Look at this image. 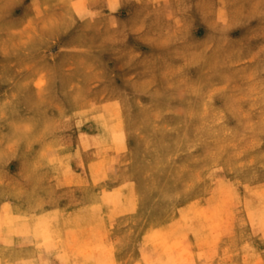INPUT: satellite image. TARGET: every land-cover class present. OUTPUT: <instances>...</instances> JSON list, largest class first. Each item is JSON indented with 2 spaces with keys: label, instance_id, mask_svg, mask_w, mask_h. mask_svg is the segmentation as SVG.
I'll return each instance as SVG.
<instances>
[{
  "label": "rangeland",
  "instance_id": "obj_1",
  "mask_svg": "<svg viewBox=\"0 0 264 264\" xmlns=\"http://www.w3.org/2000/svg\"><path fill=\"white\" fill-rule=\"evenodd\" d=\"M0 264H264V0H0Z\"/></svg>",
  "mask_w": 264,
  "mask_h": 264
}]
</instances>
